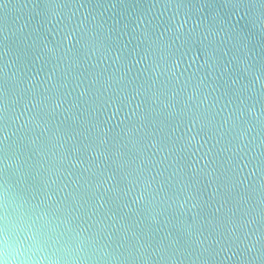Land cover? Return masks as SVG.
<instances>
[{
    "label": "water",
    "instance_id": "water-1",
    "mask_svg": "<svg viewBox=\"0 0 264 264\" xmlns=\"http://www.w3.org/2000/svg\"><path fill=\"white\" fill-rule=\"evenodd\" d=\"M25 232L59 264H264V0H0V259Z\"/></svg>",
    "mask_w": 264,
    "mask_h": 264
},
{
    "label": "clouds",
    "instance_id": "clouds-1",
    "mask_svg": "<svg viewBox=\"0 0 264 264\" xmlns=\"http://www.w3.org/2000/svg\"><path fill=\"white\" fill-rule=\"evenodd\" d=\"M7 240V234H6ZM32 236L27 232L24 233V239L19 241V247L15 250V253H9L10 259H0V264H59L58 260H53L49 257L44 249L32 250V247L29 245L25 247V241L31 240ZM26 259H21L25 257Z\"/></svg>",
    "mask_w": 264,
    "mask_h": 264
}]
</instances>
